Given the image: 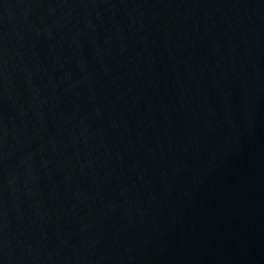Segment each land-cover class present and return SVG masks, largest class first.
<instances>
[{
  "label": "water",
  "instance_id": "1",
  "mask_svg": "<svg viewBox=\"0 0 264 264\" xmlns=\"http://www.w3.org/2000/svg\"><path fill=\"white\" fill-rule=\"evenodd\" d=\"M0 264H264V27L0 0Z\"/></svg>",
  "mask_w": 264,
  "mask_h": 264
}]
</instances>
